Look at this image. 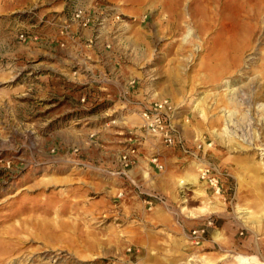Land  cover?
<instances>
[{
    "label": "rangeland",
    "instance_id": "374dc122",
    "mask_svg": "<svg viewBox=\"0 0 264 264\" xmlns=\"http://www.w3.org/2000/svg\"><path fill=\"white\" fill-rule=\"evenodd\" d=\"M173 9L0 0V264H264V12L215 74L234 15L172 31ZM162 99L171 143L143 116Z\"/></svg>",
    "mask_w": 264,
    "mask_h": 264
},
{
    "label": "bare ground",
    "instance_id": "6f19581e",
    "mask_svg": "<svg viewBox=\"0 0 264 264\" xmlns=\"http://www.w3.org/2000/svg\"><path fill=\"white\" fill-rule=\"evenodd\" d=\"M183 1L184 0H173L174 9L172 12V16H173L172 21L174 22V24L172 25V29H173L172 31L178 30L179 28L178 21L182 20L183 18L188 19L190 21L192 20L197 21L199 19L208 20L210 18V15H212V18H217L218 16L223 18L226 14L234 15V18L236 19L237 22L232 23L227 28L230 31V38H226L223 41L219 42V44H217V46L212 49V60H213L212 65L214 66L215 74L227 70L232 64L235 63L238 54L243 50L242 48L247 46L248 43L250 42V41L248 42V40L250 36L252 37L254 33L253 28L255 22L253 21L257 20L260 14L264 12V0H225L226 3H224L220 7L218 6V9L216 6L212 8L208 6L210 2H214L216 0H187L184 1V5H183ZM219 8H222V10H220ZM243 17H246L247 19L244 21L242 20ZM247 25H249L250 27H248ZM247 28L252 29V31L246 32ZM188 134L190 135L189 131ZM193 180L195 179L193 178ZM207 205L208 204H206L205 207H200L199 212L212 213L216 209L215 206L212 205L207 206ZM189 213L191 217H195L194 212H189ZM247 219L255 222V221H259L260 216L256 218L253 214H250L246 217V220ZM31 227H32L31 230L32 229L38 230L37 235H43L44 231L53 230L51 228L52 227L51 225L42 226L34 223L31 225ZM6 237L7 236L0 235L1 239H5ZM2 243H7V242L5 241ZM7 246L8 245L5 244V246H3V251L0 250V252L8 253L9 251H11L8 250ZM226 258L227 256L226 257L222 256L220 260L223 261L226 260ZM191 260H193V258H190L186 262V264H196L191 262ZM203 264H214V263L204 262ZM230 264H263V263L259 259L257 260L256 257L254 256L237 254L233 256V261Z\"/></svg>",
    "mask_w": 264,
    "mask_h": 264
},
{
    "label": "built area",
    "instance_id": "2783aa9c",
    "mask_svg": "<svg viewBox=\"0 0 264 264\" xmlns=\"http://www.w3.org/2000/svg\"><path fill=\"white\" fill-rule=\"evenodd\" d=\"M82 13V12H81ZM80 11L77 12L76 17H80ZM170 103L167 99L159 100L158 102H153L147 105L146 109L143 110V116L144 120L148 123L149 126L152 128L160 129L161 136L164 138V141L171 143L172 137L168 133V131L165 130V125L163 124L164 120L162 117V114L165 115L166 112L170 109ZM161 115V116H160ZM152 118V119H150ZM156 127V128H155ZM125 166L128 164L126 155L122 156Z\"/></svg>",
    "mask_w": 264,
    "mask_h": 264
}]
</instances>
